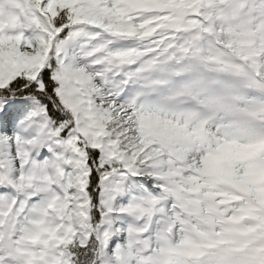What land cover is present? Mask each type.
<instances>
[{"label": "snow or ice", "instance_id": "6c2138e0", "mask_svg": "<svg viewBox=\"0 0 264 264\" xmlns=\"http://www.w3.org/2000/svg\"><path fill=\"white\" fill-rule=\"evenodd\" d=\"M0 264H264V0H0Z\"/></svg>", "mask_w": 264, "mask_h": 264}]
</instances>
